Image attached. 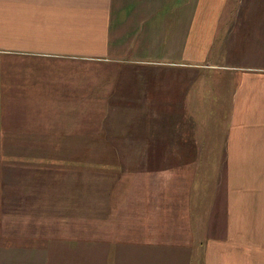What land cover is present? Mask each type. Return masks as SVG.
Here are the masks:
<instances>
[{"label": "crops", "instance_id": "1", "mask_svg": "<svg viewBox=\"0 0 264 264\" xmlns=\"http://www.w3.org/2000/svg\"><path fill=\"white\" fill-rule=\"evenodd\" d=\"M226 1L0 0L10 248L39 251L33 264H264V3L232 8L235 37ZM213 70L236 73L223 135L189 101L192 73ZM96 154L120 161L75 162Z\"/></svg>", "mask_w": 264, "mask_h": 264}, {"label": "rangeland", "instance_id": "2", "mask_svg": "<svg viewBox=\"0 0 264 264\" xmlns=\"http://www.w3.org/2000/svg\"><path fill=\"white\" fill-rule=\"evenodd\" d=\"M251 1V0H250ZM257 3H264V0H255ZM192 2V9L194 11L195 5L199 4V0H191ZM249 0H227L225 5L227 6V9L225 12L229 15H225V17L229 16V21L227 24L229 26H225L222 28L225 29V34L227 36H235L238 37L241 31L237 28L232 30V26L237 24L236 22L232 23L231 16L232 13V8L235 5H248ZM245 8V7H244ZM263 20V25L261 26L262 29H264V5H258L257 7V13L254 12V17L253 21H260ZM230 39V38H227ZM231 52H229L230 54ZM236 58L234 55L230 56V60L228 61L229 63L233 64V66L236 67V63L239 62V60L234 61ZM215 63V62H214ZM236 76L235 72H229V71H217L213 70L210 72V74L206 75L205 79L203 77L202 83L201 84V76L200 72H193L192 73V93H191V98L189 99L191 103V110L193 111L194 109L197 110L199 115H195L194 112L193 115L196 116L198 119L203 118L204 113L206 114L207 110L215 116V121L213 122H206L205 123V133H208L212 130H216L218 134L223 135L224 130L226 128L227 124V119H228V107H227V102H228V95L231 93V85L234 82V77ZM204 87V90L200 88ZM200 105V106H199ZM150 109L151 107H147ZM189 112V104L186 103V113ZM207 120H209V116L206 115ZM140 125V131L146 133V130L149 128H146V126L149 123H135ZM178 124V123H175ZM158 127L160 129H166L168 123H150L149 126L152 128ZM143 127V128H142ZM200 123L197 121H189L186 122L184 125L185 132L188 135V132L192 134V139H193V144H200V140L198 137L194 136L197 135L195 133V129L199 130ZM138 130V131H139ZM176 134V132H174ZM119 155H90V158L87 160L85 155H75V162L78 160L80 162H83L84 164L86 163H96L97 168L102 169V168H109L108 165L115 163L116 161H120V158H118ZM123 156V155H122ZM161 157V161L167 162V154L165 155H152V154H143L139 155L138 162L142 161L144 165V169H149L146 167V164L149 163V165L153 162L158 161V157ZM110 157L109 159H107ZM153 158V160H152ZM140 160V161H139ZM135 166V164H126L125 169H132ZM151 168L153 166L150 165ZM162 170V169H161ZM216 172V178H217V194H218V199L222 201L223 198V175L220 170L215 171ZM210 191V190H209ZM180 217V216H179ZM13 224V219L5 218L2 221L1 229L3 232L0 233V264H33L36 258L40 257L39 251L34 250V249H28V250H21V249H13L9 247L8 244V237H12L13 235H9L8 230H12V224ZM175 264V263H173Z\"/></svg>", "mask_w": 264, "mask_h": 264}]
</instances>
